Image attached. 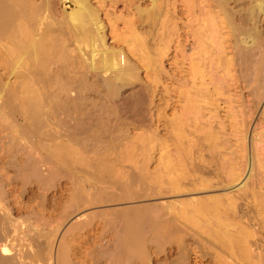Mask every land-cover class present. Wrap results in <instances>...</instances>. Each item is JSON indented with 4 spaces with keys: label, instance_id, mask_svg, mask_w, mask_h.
I'll use <instances>...</instances> for the list:
<instances>
[{
    "label": "bare ground",
    "instance_id": "6f19581e",
    "mask_svg": "<svg viewBox=\"0 0 264 264\" xmlns=\"http://www.w3.org/2000/svg\"><path fill=\"white\" fill-rule=\"evenodd\" d=\"M181 1L188 16L184 28L177 22L178 11H171L176 7L173 1L171 10L169 3L167 9L163 7L165 14L169 12L167 25L172 19L169 29H165L170 37L168 41H162L164 37L156 41L155 29H151L148 40H139L134 32L135 42L148 45L154 52L156 49V54L151 56L152 52L146 55V51L144 54L139 48L136 50L137 46L131 49L133 43L125 37L121 38L125 40V47H105V26L99 18L100 10L90 0H61L60 19L54 17L51 0L41 4L32 0H0V41H7L5 50L11 61L7 81L0 85V129L4 127L10 134L32 132L39 139L37 144L45 140L42 147L50 148L49 155L40 160H53L65 166L72 164L73 159H82V153L88 149H112L125 142L132 143V138L136 139V144L146 146L149 137H143L144 133L151 128L165 131L170 137L168 145L165 144L167 136L156 138L161 150L154 176L158 193L176 198L196 197L180 198L178 205L191 210H182L183 214L172 220L158 221L146 207L130 218L123 216L115 233L117 239L127 243L121 251L124 260L125 254L138 255L141 244L144 250L147 241H159L162 235L169 233L176 236L175 233L185 227L190 244L198 249L197 255L202 259L217 258L227 262L225 264H264V124L259 126L264 122V105L259 106L264 94V0ZM159 2L149 0L144 8L159 15L162 11L158 13L157 8L156 14L153 11ZM166 2L170 1L163 0L164 6ZM97 40L101 42L100 50L96 47ZM168 42L173 43V68L169 71L164 64ZM126 47L132 51L134 60L128 58ZM17 68H24L26 72L15 71ZM140 71L144 72L142 77ZM65 72L77 76L76 84L64 77ZM13 76L21 77L16 84L10 81ZM167 80L170 83L166 84ZM242 83L243 88L248 86L250 90L248 105L241 96ZM125 86H130L129 94L116 99ZM230 86L235 94L223 97L224 90H228L227 94L232 91ZM90 92L97 99L90 97ZM61 93L71 95L72 99H64ZM237 95V100L233 99ZM219 101L233 105H227L226 109L223 106V118L218 116ZM50 104L63 109L68 116L72 115L71 109L80 105L85 110L72 118L71 131L59 142L56 139L60 134L43 130L51 120L47 112ZM145 121L150 123L145 125ZM137 128L142 129V134L132 135L131 131ZM106 133L109 134L107 139L101 137ZM74 134H79L78 138ZM225 135L231 136L234 142ZM103 164L104 167H100L106 171L111 166L108 164L105 168L107 164ZM111 168L108 170L112 173ZM140 170L136 180L122 181L124 184L118 180L117 184L126 186V182L132 184L137 179L143 183L148 179L145 162L141 163ZM9 225L8 222L6 226ZM181 244L179 251L184 254L186 245L183 246V241ZM7 246L0 249V264H24V259L7 254ZM142 248L140 254H143ZM51 257L48 259H53ZM59 257L56 264H64ZM147 259L148 262L144 259L143 262L149 264V257Z\"/></svg>",
    "mask_w": 264,
    "mask_h": 264
},
{
    "label": "rangeland",
    "instance_id": "374dc122",
    "mask_svg": "<svg viewBox=\"0 0 264 264\" xmlns=\"http://www.w3.org/2000/svg\"><path fill=\"white\" fill-rule=\"evenodd\" d=\"M32 1L36 4H41L44 0ZM51 1L54 17L56 19H60L63 8L61 0ZM159 1L161 2L158 3V5L155 7V10L153 11H156L154 12L155 14L158 11V13L162 11L161 13H163V15L161 13L159 14L161 18L159 15L152 14V9L146 11L144 6L146 5L145 7H147L149 5V0H90V2H92L95 6H98L100 10L99 18L105 26V47L109 49L115 47H125V40H130L129 42L133 43L130 45L131 49L137 46L136 50H138L139 48L138 51L144 54L146 51V55L152 52V54L150 55L154 56L156 54V49L154 52L153 48H147L148 45L144 46L138 42H135V36L137 35L136 38H138L139 40L141 38L148 40L150 37L149 34L155 29V31H153V34L154 32L157 33H155L156 35L154 34L156 41H158L160 37V39H163L164 37L162 41H168V38L170 37H168V31H165V29H169V24L171 23L172 19L169 21L168 26L167 22L170 19L169 12H166V14L164 12L167 9V3H169L170 5L171 1H173L174 3H172V5H176V7H172V5H170L168 6V9L171 10L170 8L172 7L173 9L171 11H173L174 9L178 11L179 19L177 22L179 23V25L183 26L182 28H184V24L185 22L187 23L188 20L187 13L184 12L185 10H183L184 8L181 4L183 2L181 0H168L170 2H166L165 6V2L162 3L163 0ZM163 7H166V9H164ZM156 8L158 9V11ZM140 9L143 11H139L138 13V10ZM144 9L146 12H144ZM142 12H144V15ZM148 14L149 17L147 18ZM153 15L154 17L152 18ZM150 18L152 19L150 20ZM162 18L165 22L162 20ZM159 19H161V22L162 24H164L165 28L162 27L161 23H159ZM133 29H135L137 32L135 30L132 31ZM134 32L136 33V35ZM162 32L165 34H162ZM130 33L132 35H130ZM166 34L167 36H165ZM124 37L125 40H123ZM121 38L123 39L121 40ZM100 43L101 42L99 40L96 41V47H98L97 49L99 50L102 48ZM156 44L158 43L156 42ZM150 45L152 46V43L149 44V47ZM167 45L168 46L166 50L168 60L166 59L164 64L166 65L165 68L167 67L166 69H168L167 71H169L172 70L171 68H173V66L171 65L173 43L168 42ZM7 46V41L5 39H2L0 41V59L2 60V63L0 60V85L7 81L11 66L10 57L9 55H7L5 50ZM144 48H147V50ZM125 49L128 58L131 61L134 60L135 57L132 51H128L127 47ZM153 53L155 54L153 55ZM19 70L25 71L24 68L15 69V71ZM63 75L64 77H67V79L71 83H75L77 78L76 75L70 72H65ZM143 75L144 72L140 71V76L142 77ZM20 78L21 77L16 79L13 76L10 77V81H15L13 83L16 84L20 80ZM169 81L170 80H167L165 81V83L168 84L170 83ZM242 86L243 83L241 87ZM230 88H232V91H230L231 93L229 92L230 95L227 94L228 90H226L227 92L224 90L223 97H232L231 94H235V92L233 93L234 88L232 86H230ZM248 88L249 87L247 86V88H243L244 90L242 89L243 95L241 96L243 97L245 105H248V100L250 99V94H248L250 90ZM130 90V86L123 87L118 92L116 99L126 96L127 94H129ZM121 93H123L122 96ZM72 94H74V92ZM78 94H84V92H79ZM89 95H91L90 97H94V99H97V96H93L92 92H90ZM61 96L64 99H72V96L69 94L61 93ZM237 98L238 95L236 97H233V99L236 100ZM218 103L220 105V108L217 109L219 111L218 116H221L223 118L225 117V107L231 104L229 103L223 105L222 101H219ZM260 105H264V94L262 95L259 106ZM51 106L52 105L50 104L47 111L49 112L51 120L47 123L46 127L43 130H54L56 134H60L61 137L56 139V141L59 142L61 138H65L63 136L68 135V131H71V126L74 124L72 118H74V116L78 115L79 113L85 112V110L82 105H80L77 109H71L69 112L72 115L68 116L63 109L53 108ZM223 106L225 109L223 108ZM89 108L90 105L88 106V109ZM258 108L255 111H258ZM22 121H25V119H23ZM255 122H257V119ZM149 123L150 121H145L143 124L147 125ZM263 124L264 122H260L259 126L261 127ZM6 130L3 127L0 131V237H3L4 239L3 241H1L2 239H0V249L8 245V255H16L19 260L24 259V264H44L43 262H45L46 264H56V260L59 256V259L62 261L61 263L64 264H125V262H127L128 260L129 261L127 262V264H148V259L146 260V258L148 257L149 264H220L219 262L222 261L217 260V258H213V260L212 257H204L203 259L202 257L200 258V256L197 255L198 249H194L193 245L190 244V236L189 234H187L188 232L184 230L185 227L182 226L181 227L184 228L183 231L186 234L179 229V231L175 233L176 236H171L174 234L169 233L171 234L169 235L167 233L168 235H162V238V236L160 235L161 238L159 239V241H147L148 243L146 242L144 250L142 248L143 246L141 247V244L137 251L138 255L134 254V256H132L129 253L130 255H124V257L127 256L128 259L127 257L125 258V260L123 258V254L121 253L123 249L122 247L126 246L127 243L125 241L123 242L119 240V238L117 239L116 237V230L120 228L119 226L122 223V220H124L123 216H129L130 218L131 216L142 213L141 209L146 207L149 208L148 212L150 211V214H153L156 220H172L174 219V217L179 218L181 213L183 214L184 212L182 210H191L185 209L187 208L186 206H184L183 209L182 205H178L180 198L183 199L184 197L186 200V198L188 199L196 197L194 195H191L183 197L180 196V198H176L174 196H166L164 194L162 195L158 193L159 187L156 188L155 186L156 184L154 176L159 160V152L161 150H159L160 146L156 138L160 139L162 136L168 137L165 131L159 132V130L156 131L151 128L150 132L148 131L147 133H144L142 135L143 137H149V139H146V146H142L143 144L140 143L136 144V139L132 138V143L125 142L123 143V145H119L116 148L112 149H104L102 147H98L97 150L88 149L87 151H84L82 153V150L77 148L79 151H81V157L83 158L77 160L73 159L72 164L70 162L69 165H71H68V167L67 165L65 166V164L62 163L61 164L64 166H61V164L59 165L57 161V163H54L53 160H40L42 156L46 157V154L50 153L48 152L50 148L46 147L45 151L44 147H42V144H46L45 140H43L42 143L40 142V144H37L39 143L37 142V140L39 139H36L37 137L32 134V132L26 131L21 133L17 131L18 133L11 132L10 134L9 131ZM26 134L28 135V137ZM131 134L140 135L142 134V129L137 128L134 131L132 130ZM137 135L136 137H140ZM74 136L78 138L79 134H74ZM7 137L9 140L7 139ZM101 137L107 139V137H109V134L106 133L105 136ZM167 137L165 140H170V137H168L169 139ZM224 137L231 139L232 143L234 142V139L231 136L225 135ZM6 139L8 140V142ZM33 140L35 142H32ZM181 140L182 142L184 141L183 139ZM168 142L170 143V141H167L165 142V144L168 145ZM49 143L50 142H48V144ZM203 144L206 143L203 142ZM261 144L258 145L260 146ZM91 150H94V153L91 152ZM107 160L110 162L107 163ZM102 162L107 164V166L105 165V168L108 167V164L112 166V173L108 170L111 166H109L106 171V169L103 168L104 164ZM143 162H145L146 164L148 179H145L143 183L141 182L142 180L140 181L139 179H137L136 182L132 184L128 183L127 185V182H129L130 180H136L135 177L137 175H140V173L142 172L140 170V165ZM97 163H99L100 165ZM97 166L103 167L98 168ZM101 168H103L104 170ZM108 171L110 173H108ZM105 172L107 174H105ZM100 175H103V178ZM106 175H108L110 179L107 178ZM132 177H134L135 179L132 180ZM118 180L120 182L127 181L125 183L127 187L117 184ZM124 182L122 183L124 184ZM13 193H15V195ZM212 194L213 193H209V195ZM201 196L202 195H200V197ZM167 204L170 205V208L166 207ZM145 210L147 209H144L143 211ZM6 221L11 224L9 225L11 227L6 226L8 225V222ZM111 221L113 223L112 226H110V224L112 223H109ZM119 221H121V223H119ZM3 225L8 228L5 227L2 229V227H4ZM6 231L8 232L6 234L8 235V237L4 233ZM182 236L184 240H182ZM5 240L6 242L4 243ZM182 241L183 246L186 245L184 254L183 252H180ZM141 248L143 254L146 253L145 255H143L142 253L140 254ZM48 250L49 253H46V251ZM37 251L40 254H37ZM26 252H28L29 254ZM180 254L182 255L180 256ZM141 255L148 257L143 258ZM50 256H52L51 258L53 259H48V257ZM131 256L132 258L129 259V257ZM136 256H139L141 258H138ZM143 259L147 262H143ZM156 261L157 263H155ZM223 263L225 264L227 262L222 261V264Z\"/></svg>",
    "mask_w": 264,
    "mask_h": 264
}]
</instances>
